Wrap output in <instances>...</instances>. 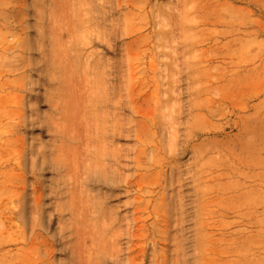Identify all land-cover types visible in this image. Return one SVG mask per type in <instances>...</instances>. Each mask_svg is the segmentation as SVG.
I'll use <instances>...</instances> for the list:
<instances>
[{"label": "rangeland", "instance_id": "obj_1", "mask_svg": "<svg viewBox=\"0 0 264 264\" xmlns=\"http://www.w3.org/2000/svg\"><path fill=\"white\" fill-rule=\"evenodd\" d=\"M264 264V0H0V264Z\"/></svg>", "mask_w": 264, "mask_h": 264}, {"label": "bare ground", "instance_id": "obj_2", "mask_svg": "<svg viewBox=\"0 0 264 264\" xmlns=\"http://www.w3.org/2000/svg\"><path fill=\"white\" fill-rule=\"evenodd\" d=\"M21 262L27 264L24 260H21ZM113 264H119V263H113Z\"/></svg>", "mask_w": 264, "mask_h": 264}]
</instances>
